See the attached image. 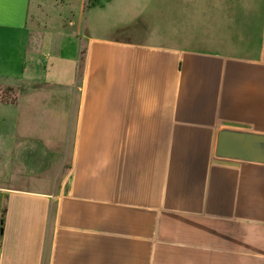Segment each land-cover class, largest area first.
I'll list each match as a JSON object with an SVG mask.
<instances>
[{
	"label": "crops",
	"instance_id": "1",
	"mask_svg": "<svg viewBox=\"0 0 264 264\" xmlns=\"http://www.w3.org/2000/svg\"><path fill=\"white\" fill-rule=\"evenodd\" d=\"M114 1L0 2V264H264V0Z\"/></svg>",
	"mask_w": 264,
	"mask_h": 264
},
{
	"label": "water",
	"instance_id": "2",
	"mask_svg": "<svg viewBox=\"0 0 264 264\" xmlns=\"http://www.w3.org/2000/svg\"><path fill=\"white\" fill-rule=\"evenodd\" d=\"M232 125L247 128L242 124ZM263 142L264 136L262 135L223 130L219 133L217 154L221 157L238 158L240 160H258L261 152L255 145ZM250 143L253 146H250Z\"/></svg>",
	"mask_w": 264,
	"mask_h": 264
},
{
	"label": "rangeland",
	"instance_id": "3",
	"mask_svg": "<svg viewBox=\"0 0 264 264\" xmlns=\"http://www.w3.org/2000/svg\"><path fill=\"white\" fill-rule=\"evenodd\" d=\"M128 1H131V0H115L114 2V10H116V12L118 14H120L121 16H127L130 11H131V4L130 2ZM160 3L159 2H155L153 1L151 3V7L153 6H159ZM92 16V15H91ZM90 16V17H91ZM125 20V19H124ZM118 37H121V38H128V37H136L138 40H142L144 42H160V39H161V36L159 35H151V34H142V35H138V36H127V35H121V36H118ZM26 86V85H25ZM18 90H14V94L12 96L11 94V91L10 89H7V88H0V100L3 98L4 101L6 100H9V101H12V102H15L16 101V91H24V90H27V89H30V87H20V88H17ZM7 93H8V96H7ZM7 96V98H5ZM13 97V98H12ZM13 112V111H12ZM6 150V149H5ZM19 148L17 147H14V152L13 153H9V155L7 153H2V156H0L1 160H8V159H11V160H14V163L12 161V163H9V165H12V166H15L16 162L18 161L19 158H21V156H19ZM69 157H67V160H68ZM48 165V164H47ZM63 169H62V177L67 173L68 171V168H69V162L66 161V163L63 165ZM61 166H59V164L54 165V169L57 170L59 169ZM44 170H46L47 168L44 167L43 168ZM60 180V178L58 179ZM5 207V202L4 200L2 199V197H0V219L2 218V210L3 208Z\"/></svg>",
	"mask_w": 264,
	"mask_h": 264
},
{
	"label": "trees",
	"instance_id": "4",
	"mask_svg": "<svg viewBox=\"0 0 264 264\" xmlns=\"http://www.w3.org/2000/svg\"><path fill=\"white\" fill-rule=\"evenodd\" d=\"M83 61H84V56H82V58H81V66L83 65ZM81 68V67H80ZM6 211H7V208H6V206L3 208V210H2V218H1V220L3 221L4 220V218H5V215H6ZM2 229H3V223L1 224V233H2Z\"/></svg>",
	"mask_w": 264,
	"mask_h": 264
},
{
	"label": "snow or ice",
	"instance_id": "5",
	"mask_svg": "<svg viewBox=\"0 0 264 264\" xmlns=\"http://www.w3.org/2000/svg\"><path fill=\"white\" fill-rule=\"evenodd\" d=\"M0 2H2V0H0Z\"/></svg>",
	"mask_w": 264,
	"mask_h": 264
}]
</instances>
